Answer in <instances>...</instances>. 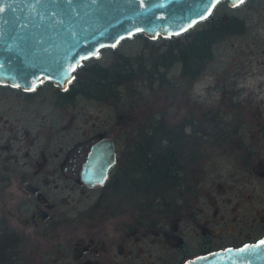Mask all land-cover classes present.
Returning <instances> with one entry per match:
<instances>
[{
  "label": "rangeland",
  "instance_id": "rangeland-1",
  "mask_svg": "<svg viewBox=\"0 0 264 264\" xmlns=\"http://www.w3.org/2000/svg\"><path fill=\"white\" fill-rule=\"evenodd\" d=\"M213 15L223 18L232 16L235 23H226L225 26L229 29L225 28V31L222 29L223 31L216 33L221 36L212 47V56L206 59L205 67L195 77L189 75L185 79L182 78V63L169 49L178 42L188 40V35H194L197 30L209 27L210 18L199 22L187 32L172 37L150 38L144 33H137L123 39L115 48H103L98 56L85 61L77 70L72 90L82 87L81 80L85 81L86 70L93 64L105 69L121 58L133 57L132 64L134 69L138 70L165 62V65H160V69L166 72L165 80L168 81L164 84L160 79L152 83L150 78L137 74L114 83L112 88L110 85L100 84L101 88L107 87L114 92L119 89L123 92L120 93L121 102L118 101L121 108L111 104L115 97L118 98L115 93L106 97V90H101L100 87L89 91L85 85L83 92L73 96V102H64L59 106L54 101V95L57 97L56 87L49 80L30 95L23 93L19 88L0 86V150L4 151L7 146L13 148L8 151L33 147L40 150L55 131L59 140L55 141L50 149L58 150L67 146L71 137L78 136L94 122L97 124L94 126L95 130L107 127V121L119 113L134 119L138 146L155 149V146H166L167 140L176 136H179L180 143H183L180 124L186 121L185 137L191 139L187 145L190 143L192 146L194 143L189 132H193V137L203 144V149L199 145L198 152L202 159V187L206 192L215 193L212 195L223 192L221 184L225 187V193L216 197L218 204H211L206 212L212 216L208 221L211 230L216 233L226 230L238 231L241 221L244 226L245 223L256 224L264 218V0H245L238 6H230L226 1H222L216 6ZM196 117H200V125L194 130L190 120ZM211 117L219 121L225 120L222 122L226 127L224 132L212 131V127L218 124ZM166 130L168 133H165ZM159 132L163 144L161 139H158ZM207 133L212 136L220 135L217 136L220 139H212L211 144L204 143V140L211 138ZM175 142L179 144L178 137ZM243 153L249 157L248 161L258 164L257 168H246L243 163L245 160L241 159L244 157ZM201 159L195 162L198 163ZM136 172L141 175L138 166ZM61 175L62 171L59 169L58 187L64 195L99 193L102 190L78 185ZM166 185L170 186L171 181H166ZM161 186L162 184L145 189L137 183L132 186L123 181L113 188L112 193L153 196ZM229 195L232 197H228ZM68 198L70 197L57 198L63 210ZM118 198L127 200L130 197ZM186 198L188 197H173L171 206L176 207L179 201ZM207 199L198 197V206L203 205ZM216 208L221 209L217 215L214 212ZM160 212L161 210L153 211V218L161 220L163 214ZM166 220L168 224L164 225V229L169 240L160 233V236L164 237L163 243L158 242L154 232H148L147 236L138 233V253L141 257L146 255L149 264H179L180 259L187 258L181 257L179 248L174 245L177 243V237L189 244L192 252L190 255L202 251L204 239L209 236L203 231L207 227L202 224L186 226V221L177 224V219L170 216ZM173 224H177L175 229L172 228ZM114 226L107 224L106 229L102 231V237L114 238L117 235ZM249 235L257 236L254 232ZM84 236L86 234L79 231L65 235L63 240L74 242ZM221 239L220 243L219 240H213L214 244L216 241V245H225L231 241L225 233H222ZM240 239L237 241H242ZM140 258L137 264H141Z\"/></svg>",
  "mask_w": 264,
  "mask_h": 264
},
{
  "label": "flooded vegetation",
  "instance_id": "flooded-vegetation-1",
  "mask_svg": "<svg viewBox=\"0 0 264 264\" xmlns=\"http://www.w3.org/2000/svg\"><path fill=\"white\" fill-rule=\"evenodd\" d=\"M73 81L66 89H61L51 81L57 90V97L54 95L55 100L54 98L53 100L59 106L64 102H73V96L83 92V87L87 86L82 84L79 89L72 90ZM41 84L33 91L23 90L21 87L19 89L30 95L37 91ZM107 85L112 88L115 84ZM0 86L13 87L1 83ZM115 91L106 90V97L115 93L118 98L115 97L111 104L120 107L118 101H120V93L123 92L119 89ZM53 92L55 93V90ZM130 106L132 107L131 100ZM198 118L200 117L190 120L194 130L200 125ZM211 118L216 122L225 121ZM185 124L186 121L180 124L183 143L181 141L178 146L155 149L138 146L134 119L132 116L119 113L107 121V127L95 130L94 126L97 124L94 122L90 128L83 130L78 136L68 138L70 140L68 145L58 150L50 149V146L59 140L56 131L40 150L33 147L8 151L13 149L10 146L5 147L4 151L0 150V264H137L141 257L138 253V233L147 236L148 232H154L160 243L165 242L163 236L169 240L168 233L164 229V225L168 224L166 219H169V216L175 217L177 224L182 221L187 222L186 226L202 224L207 227L203 230L205 234H209L204 239L202 251L194 255H190L192 252L189 244L177 237V243L174 245L179 248L178 253L182 254L181 257H187L180 259L181 261L178 259L179 264L200 253L230 245H240L261 237L264 234V218L256 224L245 223V226L241 221L238 231L226 230L216 233L211 230L208 221L212 216L206 212L211 204H218L216 197L225 193V187L221 184L223 192L216 195L206 192V189L202 187L203 170H201L202 164L200 165L202 159L198 155L201 143L193 137V132H189L194 143L192 146L190 143L187 145L191 139L185 137L187 133ZM105 137L114 142L115 162L102 184L87 185L82 179V170L90 157L93 145ZM199 159H201L200 162L196 163L195 161ZM243 163L247 169L249 167L255 169L258 165L255 161L253 163L243 161ZM143 165L149 167L146 176L150 175L152 179L141 180L138 177L136 166L139 169H145ZM59 169L62 171V177L84 187L102 188L101 192L64 195L58 187ZM172 169L174 170L170 175ZM262 175L264 176V171ZM157 177L165 186V189L162 187L166 191L165 194H159L158 191L162 188H159L153 196L112 193L113 188L123 181H127L132 186L137 183L145 189L157 187L159 185L156 184ZM166 181H171V185H166ZM106 185L108 186L105 187ZM58 197H70L66 199L65 210L60 207ZM118 197L130 198L123 200ZM173 197L188 198L179 201L174 207L171 206ZM198 197L208 199L203 205L198 206ZM160 210L163 214L162 219L153 218V211ZM220 211V208H216L214 212L217 215ZM107 224L115 225L117 235L114 238L102 237V231L106 229ZM177 224L176 226L173 224L172 228L175 229ZM79 231L86 236L74 242L63 240L65 235ZM250 232L251 234L254 232L257 236L250 237ZM160 233L163 234L162 237ZM222 233L230 237L231 241L225 245H216L222 241ZM238 239L242 241H237ZM213 240H219V242L215 241L214 244ZM148 260L146 255H142L140 263L149 264Z\"/></svg>",
  "mask_w": 264,
  "mask_h": 264
},
{
  "label": "water",
  "instance_id": "water-1",
  "mask_svg": "<svg viewBox=\"0 0 264 264\" xmlns=\"http://www.w3.org/2000/svg\"><path fill=\"white\" fill-rule=\"evenodd\" d=\"M222 1L230 6L241 4L239 0H219L216 6ZM204 3L205 0H145L144 4L140 0H0V7L6 9L0 14V83H18L25 90L29 83L35 89L50 80L66 89L70 83H61L60 78L64 65L78 62V70L103 48L140 32L150 38L176 36L180 25L198 20ZM94 50L98 55H93ZM85 54L90 58H84ZM115 157L113 140L100 139L82 170L83 181L87 185L101 184L100 179L108 177ZM261 239L264 234L240 245L197 254L182 264H264V247L255 252L239 251Z\"/></svg>",
  "mask_w": 264,
  "mask_h": 264
},
{
  "label": "trees",
  "instance_id": "trees-1",
  "mask_svg": "<svg viewBox=\"0 0 264 264\" xmlns=\"http://www.w3.org/2000/svg\"><path fill=\"white\" fill-rule=\"evenodd\" d=\"M211 19V25L205 29L197 30L194 35H188V40L178 42L174 47L169 49V52L175 56L178 57V59L181 61L182 66H181V71H182V78L185 79V77L192 75L196 76L200 70H202L205 67L206 64V59L212 56V50H213V45L217 41L218 37L221 35H216V33H220V31L223 29L225 31V28H228L225 26L226 23L229 22H234L235 23V18L232 16H228L226 18H223L221 16L217 15H212L210 17ZM225 26V27H223ZM229 29V28H228ZM222 30V31H223ZM165 53H163L164 55ZM126 59H121L115 61L110 67H107L105 69L100 68L98 64H93L90 65V69L86 70L85 74V81L81 80L82 84H87L86 87H88L89 91L92 89H98L100 84H106L104 86H109L107 84L110 83H118L122 82L124 80H127L128 77H133L134 75L141 76L143 78L148 77L150 80H152V83L155 82V80L160 79L161 83L164 84L168 81L165 80V73L160 69V65H165V62L162 61V64H156L152 66L151 68H141V69H134L132 59L133 57H125ZM131 63V64H130ZM85 64V62H84ZM83 64V65H84ZM82 65V66H83ZM127 67H126V66ZM81 66V67H82ZM114 79V80H113ZM101 88V87H100ZM109 90L107 87L101 88V90ZM218 124L214 125L212 127V131H221L224 132V129L226 128L224 123L222 122H216ZM168 133V130H166ZM206 131L209 132L207 129ZM214 135H217L216 133H213ZM206 135H209L211 138H208L207 140H204V143H213L212 139H216L217 136H212L211 133H207ZM159 136L162 142V136L161 133L159 132ZM178 136L174 137L171 140H167L168 144L166 146H178L180 145V140L178 137V142L179 144H175V139ZM213 137V138H212ZM220 139V138H217ZM219 141L217 140V143ZM215 143V142H214ZM163 144V142H162ZM201 144V148H202ZM155 147H165L163 146H155ZM203 149V148H202ZM246 153H243L244 157L241 159H244L247 163L250 162L252 163L253 161H248L249 157L245 155ZM149 161V160H148ZM147 163V161H146ZM149 164V163H148ZM145 169H140L141 173L143 175L138 174V176L143 179H152L150 175L146 176L149 172V167L147 165H143ZM172 169L170 171V175L172 174ZM158 181L156 184L161 185L162 181L157 177ZM167 179V176H166ZM140 180V181H141ZM139 181V182H140ZM164 188L165 186L162 185L160 188ZM162 188V190H159V194H165L166 191Z\"/></svg>",
  "mask_w": 264,
  "mask_h": 264
},
{
  "label": "snow or ice",
  "instance_id": "snow-or-ice-1",
  "mask_svg": "<svg viewBox=\"0 0 264 264\" xmlns=\"http://www.w3.org/2000/svg\"><path fill=\"white\" fill-rule=\"evenodd\" d=\"M219 2V0H205V3L203 5V8L201 10V12L198 14V20H203L206 19L208 15L211 14V11L213 10V8L216 6V4ZM240 3H244V0H239ZM141 4L145 3V0H140ZM6 11V9L4 7H0V14H3ZM198 20H189L187 21V26L185 25H180L179 29L175 32L176 35L181 34V32L183 31H187L188 28H191L194 23L198 22ZM141 29H137V31H140ZM119 43V39L112 43L110 46L115 48L117 46V44ZM101 47H103V45H101ZM93 55H98L97 51H93ZM84 58H90L87 56V54H85ZM80 66L78 64V62H70L69 64L64 65L61 70H60V78H61V83H70L71 81L75 80L76 77L75 75H73L74 72H76L77 67ZM0 67H2V65H0ZM13 87H21L20 84H14ZM27 91H33L35 90L34 87L31 85V83H29V86L26 87ZM106 179L105 177H102L99 181V183H103L104 180ZM261 247H264V239H261L258 243L256 244H246L244 245L243 248L239 249V251L241 252H255L257 250H259ZM197 259L199 260H206L207 257H198ZM189 264H195V261H191L189 262Z\"/></svg>",
  "mask_w": 264,
  "mask_h": 264
}]
</instances>
